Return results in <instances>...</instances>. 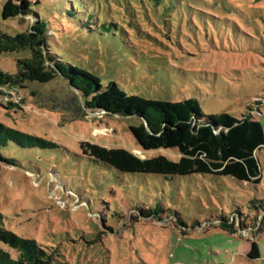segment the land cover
I'll return each mask as SVG.
<instances>
[{"label": "rangeland", "instance_id": "1", "mask_svg": "<svg viewBox=\"0 0 264 264\" xmlns=\"http://www.w3.org/2000/svg\"><path fill=\"white\" fill-rule=\"evenodd\" d=\"M4 1L0 101L8 91L21 101L0 105V121L58 147L1 148L0 226L34 239L51 264H264V145L255 150L256 183L117 171L81 155L79 142L141 157L176 160L178 153L140 150L129 130L136 117L86 108L46 59L54 53L99 76L102 86L114 81L128 93L194 98L204 115L251 113L264 130V0H93L74 16L66 13L68 0H28L34 11L8 19L1 17ZM35 11L52 30L39 47L28 35ZM104 20L116 25L104 32ZM252 240L257 258L247 256ZM0 248L17 256L5 243Z\"/></svg>", "mask_w": 264, "mask_h": 264}, {"label": "trees", "instance_id": "2", "mask_svg": "<svg viewBox=\"0 0 264 264\" xmlns=\"http://www.w3.org/2000/svg\"><path fill=\"white\" fill-rule=\"evenodd\" d=\"M68 1L69 3L65 4L66 13L74 16L80 11L86 13L87 6L93 0ZM130 1L158 5L167 0ZM32 11H34L32 1L5 0L1 7V17L8 19ZM35 12L38 16L30 26L28 35L39 47L47 44V33L48 31L52 33V30L46 18ZM95 22L93 14H88L89 29L96 26ZM115 25L114 22L106 20L100 23L104 32H108ZM36 55L41 61L43 56L41 50ZM46 59L52 62L55 70L68 80L74 90L80 92L86 108L104 114L136 117L138 121L129 125V130L140 150L149 152L161 148H175L178 158L173 160L164 154L141 157L123 147H107L90 141L79 142L81 155L123 173L159 174L164 177L210 173L229 175L240 181L254 183L260 181L261 171L255 150L264 145V130L259 120L254 119L251 113L242 118H236L226 112L204 115L194 98L169 101L128 93L114 81L102 86L99 76L64 62L54 53H48ZM26 67L30 69L29 65ZM21 74L24 78L25 73ZM19 80L22 78L15 79L13 83H19ZM0 84L6 83L0 81ZM0 105L6 108L16 106L14 103L3 104L1 101ZM8 145L25 148L58 147L53 140L13 128L0 121V157L6 154L1 148ZM6 160L10 162L13 159ZM224 225L231 232L235 231L232 224ZM0 242L17 251V256L11 257L7 251L0 248V264H51V256L34 239L18 236L3 226H0ZM247 256L249 258L259 256L255 240L250 242Z\"/></svg>", "mask_w": 264, "mask_h": 264}, {"label": "built area", "instance_id": "3", "mask_svg": "<svg viewBox=\"0 0 264 264\" xmlns=\"http://www.w3.org/2000/svg\"><path fill=\"white\" fill-rule=\"evenodd\" d=\"M2 103L7 104V103H18L21 101V96L19 94H15L14 92H6L2 95ZM1 100V99H0Z\"/></svg>", "mask_w": 264, "mask_h": 264}]
</instances>
